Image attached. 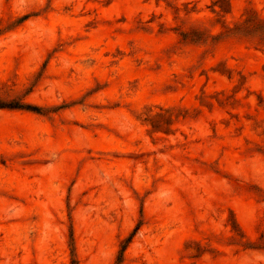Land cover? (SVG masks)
I'll return each mask as SVG.
<instances>
[{
    "label": "rangeland",
    "instance_id": "obj_1",
    "mask_svg": "<svg viewBox=\"0 0 264 264\" xmlns=\"http://www.w3.org/2000/svg\"><path fill=\"white\" fill-rule=\"evenodd\" d=\"M0 264H264V0H0Z\"/></svg>",
    "mask_w": 264,
    "mask_h": 264
}]
</instances>
